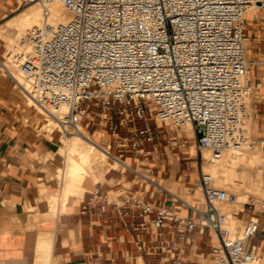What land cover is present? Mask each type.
<instances>
[{
    "label": "built area",
    "instance_id": "1",
    "mask_svg": "<svg viewBox=\"0 0 264 264\" xmlns=\"http://www.w3.org/2000/svg\"><path fill=\"white\" fill-rule=\"evenodd\" d=\"M32 2L34 0H25ZM44 21L30 30L32 53L18 62L31 82L35 104L55 121L52 132L83 134L95 126L109 131V159L131 169L125 154L155 149L160 132L153 122L192 124L197 151L212 159L241 150L248 137V100L253 95L246 22L264 0H38ZM60 1L74 17L52 24L49 3ZM126 130L127 134H121ZM264 147V138L257 139ZM114 147L116 153L110 152ZM202 172L192 202L166 189L176 206L134 200L132 208L150 220L126 223L137 249L182 263V243L196 228L208 229L213 264H256L262 260L249 241L264 230V198L246 203L249 218L234 236L223 226L220 208L230 202L226 189ZM83 205L109 203L99 188ZM181 206L191 215L179 216ZM171 225V230L164 228ZM182 226V228H180ZM148 237V238H147ZM178 239L181 245L178 243ZM264 264V260H262Z\"/></svg>",
    "mask_w": 264,
    "mask_h": 264
},
{
    "label": "crops",
    "instance_id": "2",
    "mask_svg": "<svg viewBox=\"0 0 264 264\" xmlns=\"http://www.w3.org/2000/svg\"><path fill=\"white\" fill-rule=\"evenodd\" d=\"M15 4V0L2 1L0 15ZM246 36L251 84L255 87L252 131L260 139L264 138V7L248 13ZM6 73L29 98L18 80ZM11 77L0 73V264H43L45 246L50 250L46 254L49 264H203L200 256L211 258L214 240L208 229L202 233L196 228L192 233L194 241L182 243V263L174 259L164 262L162 254L146 255L139 251L127 229L126 223L154 216H141L139 209L132 208L134 200L154 206L177 204L167 188L143 173L147 170L154 177L165 179L172 176H167L171 167L166 151H160L166 135L157 139L155 149L149 145L145 154H125L126 161H132L131 169H110L103 175L99 167L91 178H103L91 189L86 186L82 198L73 197L64 207L60 202L58 210L50 208L51 196H59L60 190L55 182L58 142L55 135L46 137L37 130L33 109L12 85ZM121 134L127 131L122 130ZM47 154L54 156L42 159ZM42 184L47 188L45 192ZM96 188L109 200L102 214L98 213L102 206L98 200L93 201L89 211L83 210ZM178 214L186 217L191 210L181 206ZM170 230L171 225L164 228L166 233ZM178 243L181 245L179 239ZM253 246L264 260V230L250 239L249 247Z\"/></svg>",
    "mask_w": 264,
    "mask_h": 264
},
{
    "label": "rangeland",
    "instance_id": "3",
    "mask_svg": "<svg viewBox=\"0 0 264 264\" xmlns=\"http://www.w3.org/2000/svg\"><path fill=\"white\" fill-rule=\"evenodd\" d=\"M2 1L6 0H0V3ZM16 4L11 8V10L7 12H2L0 15V59L4 61L6 64H8L10 72L13 73L16 78L24 80V85L30 88V91H33V88H31V83L26 78V76L23 74V72L20 73V68L18 67V62H20V58L17 56L16 53H18L20 50H17L14 48L15 45V39L17 36V29L15 27H11L8 23L9 20H11L16 14L20 13L22 10H24L29 5L33 4L35 1L32 2H26L25 0H15ZM15 49V50H14ZM16 51V53H15ZM13 56L12 59L8 60L9 56ZM13 60V62L11 61ZM18 60V61H17ZM14 63V65H13ZM19 71V72H18ZM20 74H18V73ZM0 73L4 76H9L6 73V71L1 67L0 64ZM18 74V75H16ZM24 75V76H23ZM252 75V71H251ZM27 79H25V78ZM12 85L15 87V89L20 91V88L15 85L12 77ZM253 96L248 100V108H249V118L246 121L245 126V132L248 139L247 146H244L238 154L236 152H231V155L238 156L237 158V164L230 165L232 163H229L227 165V168L234 167L238 173L246 172L249 173V178L246 179L244 185L242 188H236L235 183L233 181H228L226 184H220L222 182L220 180V177L214 176V185L218 187H221L223 189H226L228 193L233 194L235 197H237V193H243V196L241 198V201L238 203L239 205L236 206L235 202H229L222 206L220 209L227 215L229 221L227 227L229 228V231L232 235L237 236L241 233L245 222L249 218V212L246 209V203L248 202H259L264 198V193H255L253 190L255 188V182L263 183L264 181V147L258 144L257 137L253 135L252 126H253V112H254V94H255V87H253ZM21 95H23L25 101H27V98L25 94L20 91ZM31 100V99H30ZM28 100V103L29 101ZM31 109L35 111V118H36V126L37 130L44 134L46 137H52V134L55 135L58 146L60 143L61 135L57 130L52 132V128L54 125L52 124L50 127L43 125L45 123H48V120L45 119V115L42 113H39L37 111V105L32 101L29 103ZM32 110V111H33ZM33 111V113H34ZM39 119H38V118ZM43 117V118H42ZM250 125V126H249ZM153 126L156 130H158L162 136L166 135V140H162V145L160 151H166V157L168 159V163L170 164L171 170L167 174V176H171L169 179H165L163 177H154L152 172H148L145 170L143 173H145L147 176H149L151 179H154L157 183L161 184L163 187L167 188L171 192L181 196L182 198L189 200V201H196L197 198H200L203 200L202 193L193 192L192 190L195 188V185L198 183L199 177L202 172L210 173V169L207 166H211V163L209 161V157H205L204 153L202 151H197L195 148V134L192 127H189L188 129L187 124L185 125H176L174 123L169 124H162L160 122L156 123L153 122ZM50 128V129H49ZM41 129V130H40ZM51 130V131H50ZM90 132L94 133L96 138L99 135V138H96V140L103 146L108 149L109 144L113 143V140H111V135L109 131H106L105 129L101 128L100 126H95L93 128H90ZM71 136V135H68ZM194 149V150H192ZM193 151V152H192ZM231 150H226L225 155ZM110 152L116 153V150L112 146L110 149ZM254 152H259L261 154V157L257 160H253V154ZM224 155V156H225ZM35 157H38L35 155ZM57 159L59 160V155H56ZM126 160V155H125ZM224 158V157H223ZM38 159L42 160L40 157ZM253 162H250V161ZM129 164H132L131 160L129 159L126 161ZM209 163V164H208ZM60 164V160H59ZM100 168V173L104 175V173L107 170L112 169H122L117 163H112V160L106 157V160L104 161V164H102ZM123 170V169H122ZM99 177V179L94 180L95 178H88L86 181V186L88 189L93 188L94 184L103 178ZM161 178V179H160ZM218 178V179H217ZM253 178V179H252ZM56 179H58L56 177ZM55 179V182L57 184V189H59V182ZM92 179V180H91ZM90 180V181H89ZM94 180V181H93ZM251 180V182L249 181ZM254 181V182H253ZM217 184V185H216ZM85 193V192H84ZM84 195V194H83ZM83 195H76L74 197L81 198ZM237 209H232V208ZM200 261L203 262V264H213L214 261L211 258H203L200 256L198 258ZM205 261V262H204Z\"/></svg>",
    "mask_w": 264,
    "mask_h": 264
},
{
    "label": "bare ground",
    "instance_id": "4",
    "mask_svg": "<svg viewBox=\"0 0 264 264\" xmlns=\"http://www.w3.org/2000/svg\"><path fill=\"white\" fill-rule=\"evenodd\" d=\"M34 1L35 2L33 4L29 5L24 10H22L20 13L16 14L11 20H9V23H8L11 27H15L18 30L16 39L14 40L15 41L14 48L17 50H20L18 53H16V51H15V53L17 54V56L20 58L21 61H23L25 56L30 55L32 53L33 45L28 38V34H29L30 30H32L35 26L41 25L44 21V9L42 7V4L38 0H34ZM49 10H50V17L48 18V21L52 24H57V23H61V22L62 23L68 22V21L72 20L74 17L73 12L69 8H67L63 3H61L60 1H53V2L49 3ZM12 58H13V56L11 54V56L8 57V60H10ZM11 61L13 62V60H11ZM0 64L2 67H4V69L7 72L11 73L10 72L11 70H9V68L7 67L8 64H6L1 59H0ZM13 65H14V63H13ZM21 72L22 71H20V73ZM20 73H18V74H20ZM11 74L16 80H18L19 84H21L24 87V89L26 90L25 93H27V95L29 97L28 100L31 99L29 101V103L32 101L34 102L32 97L28 93V91H30V88L29 87L26 88V86L24 85L23 78L20 80V79L16 78V76L13 73H11ZM18 74H16V75H18ZM37 111L42 114V111L38 108V106H37ZM35 113H36V109H35L33 115H35ZM52 124L55 125V121H53L52 119L49 118L48 123H45L43 126L44 127H46V126L50 127ZM186 124L188 126V129H190L189 127H192V124L190 122H188ZM99 135L100 134H98V136L96 138H99ZM94 136H95V132L92 133L85 128L83 129V134H71V136H68V135L61 136L60 143H59V146L57 149V155H59L60 164H59V168H58V173L56 175V177L58 178L57 181L59 182V189L60 190H59V196H53V197L51 196L50 204L52 207H50V208H54V209L58 210L57 207H58L60 202H62V205L64 207L68 203V201L71 198H73L74 196L83 195L87 189L85 183L88 180V178H90L92 175H94L95 172L99 169V166L104 164L106 157L108 158L109 148L107 149L106 147H103L96 140V138H94ZM247 142L245 143L244 146H247V144H248ZM192 150H194V149H192ZM203 150H204L203 153H204L205 157L208 158L210 156L209 161L211 163V166H207L210 169V174L212 176L214 175L216 177H220V180L222 181V182H220V184H226L228 181H233V183H235V185H236V188H238V189L242 188L246 179L249 178V173L246 172L247 170L246 171L244 170L242 175L239 176V173L237 172V170L234 167L227 168V165L229 163H232L230 165H234L235 163L237 164L238 156L237 155L236 156L231 155V152H236L238 154L241 150H244L243 148L241 150H231L229 152L227 151L228 153L226 155H225V153H226V151H225L221 155V157L217 158V159H212L211 152L208 149H203ZM196 152H197V150H196ZM244 152H245V150H244ZM254 153L255 154H253L254 156L252 157L253 160H257L261 157V154L259 152H254ZM52 156H54V154H47V155H44V157H42V159L47 160L48 158H50ZM250 162H253V161L251 160ZM94 180H96V179H94ZM249 181L251 182V180H249ZM254 184H255V188L253 191L255 193H264V181H263V183L255 182ZM217 187H218V185H217ZM46 190H47L46 186L44 184H42V191L45 192ZM197 193L200 194V192H197ZM229 195L231 198L230 201L235 202L236 206L239 205L238 203L241 201V198L244 197L243 193H237V197H235L236 195L234 196L231 193H229ZM83 196H81V198ZM232 209L233 210L237 209V207L236 208L234 207ZM31 210H32V208H31ZM220 211L223 215H225V222H224L223 226L225 228L229 229L227 227L229 219H228L227 215L222 211V209H220ZM54 213H56V212H54ZM53 215H55V214H53ZM52 233L53 232H50L48 234H52ZM49 236L50 235H48V237ZM49 246H51V245H49ZM47 250H49V247L47 248V246H45L43 248V252H44L43 254L45 255V257L43 259V264H49L50 263V262L48 263V259L46 257ZM41 262H42V260H41ZM256 264H262V260L258 261Z\"/></svg>",
    "mask_w": 264,
    "mask_h": 264
}]
</instances>
